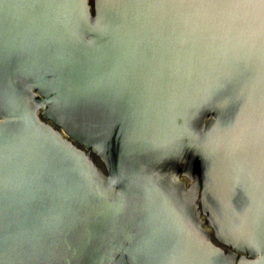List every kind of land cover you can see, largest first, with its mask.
Segmentation results:
<instances>
[{
	"label": "water",
	"instance_id": "95a60500",
	"mask_svg": "<svg viewBox=\"0 0 264 264\" xmlns=\"http://www.w3.org/2000/svg\"><path fill=\"white\" fill-rule=\"evenodd\" d=\"M0 264H264V3L0 0Z\"/></svg>",
	"mask_w": 264,
	"mask_h": 264
},
{
	"label": "snow or ice",
	"instance_id": "6c2138e0",
	"mask_svg": "<svg viewBox=\"0 0 264 264\" xmlns=\"http://www.w3.org/2000/svg\"><path fill=\"white\" fill-rule=\"evenodd\" d=\"M262 3H264V0H261Z\"/></svg>",
	"mask_w": 264,
	"mask_h": 264
}]
</instances>
